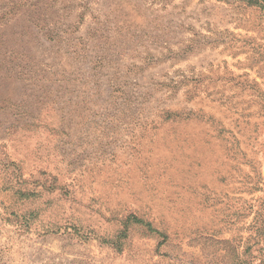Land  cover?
<instances>
[{
  "label": "rangeland",
  "instance_id": "1",
  "mask_svg": "<svg viewBox=\"0 0 264 264\" xmlns=\"http://www.w3.org/2000/svg\"><path fill=\"white\" fill-rule=\"evenodd\" d=\"M0 264H264V0H0Z\"/></svg>",
  "mask_w": 264,
  "mask_h": 264
}]
</instances>
